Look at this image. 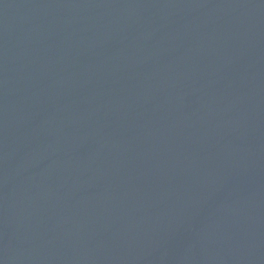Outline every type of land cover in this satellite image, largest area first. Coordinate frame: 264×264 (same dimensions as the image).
<instances>
[{"label":"water","instance_id":"water-1","mask_svg":"<svg viewBox=\"0 0 264 264\" xmlns=\"http://www.w3.org/2000/svg\"><path fill=\"white\" fill-rule=\"evenodd\" d=\"M0 264H264V0H0Z\"/></svg>","mask_w":264,"mask_h":264}]
</instances>
